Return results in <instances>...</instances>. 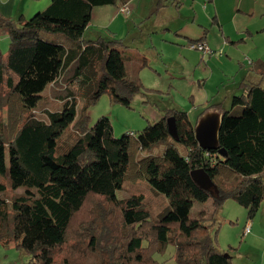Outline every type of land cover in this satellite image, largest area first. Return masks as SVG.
<instances>
[{"label":"trees","instance_id":"1","mask_svg":"<svg viewBox=\"0 0 264 264\" xmlns=\"http://www.w3.org/2000/svg\"><path fill=\"white\" fill-rule=\"evenodd\" d=\"M130 1L50 0L28 19L0 12V29L9 39L5 54L0 50V199L10 189L30 193L10 197V205L0 202V241L24 248L31 255L28 264H159L156 254L169 245L173 264H233L219 246L214 217L227 199L246 208L248 219L264 202V88L242 84L234 99L237 115L218 104L198 113L197 118L209 109L222 112L214 150L199 147L195 124L175 108L141 132L119 138L105 116L90 126L88 108L102 94L129 106L143 88L127 75L121 39H83L94 7L120 8ZM41 34L71 43L50 42ZM256 62L264 75V61ZM47 86L60 109L37 108ZM168 117L176 140L168 133ZM160 143L162 152L153 153ZM195 169L207 173L212 192L193 181ZM138 180L168 200L157 219H151L141 193L116 194L125 182ZM208 199L211 209L190 217L193 203ZM23 208L29 226L48 223L42 234L51 244L38 238L23 247L15 226Z\"/></svg>","mask_w":264,"mask_h":264},{"label":"rangeland","instance_id":"2","mask_svg":"<svg viewBox=\"0 0 264 264\" xmlns=\"http://www.w3.org/2000/svg\"><path fill=\"white\" fill-rule=\"evenodd\" d=\"M158 1L133 0L132 7L129 6L130 14L128 16L116 14L115 6L109 5L106 8L96 6L92 9L90 23L83 34L85 41L95 40L98 37L121 39L127 75L132 81L140 82L143 86L132 97L129 106L112 101L110 96L104 93L96 103L88 108L89 125L93 126L99 117L105 116L110 121L115 138L126 133L141 132L148 124L158 122V116L164 115L173 108L185 110L190 122L195 124L198 113L206 105L222 101L224 86L232 84L234 80L233 76L224 77V66H221L218 61L212 59L208 62V58H204L207 62L206 65L204 60L201 61L197 51L188 48L189 42L187 43L185 38L178 36L175 31L172 32L159 26V20H161L172 29L174 24H177L176 28H180L191 37L201 35L205 31L207 39L219 40L222 38L220 30L209 24L207 20L212 14L209 2L207 0H161V6L157 8ZM15 2L23 13L28 9L31 10L34 6H40L37 11L40 12L47 7V4L49 5L50 0H15ZM31 4L32 7H30ZM111 21H114L113 26L106 27ZM40 36L44 40L58 44L71 43L61 35L41 34ZM8 42V36L0 29V50L4 54L8 48ZM235 42L236 45L243 46L240 38ZM223 54H226L225 57L229 55L225 51H222ZM142 58L146 60L145 66H142ZM203 68H206L207 71L204 72ZM230 69L232 73L233 68ZM261 77L263 80L260 81V86L264 88V75ZM205 83L206 86H204ZM42 95L37 106L39 110L60 109V104L48 97L50 96L48 86ZM235 97L230 96L227 103H224L223 100L221 105L223 109L227 107L232 115L240 113V107H236L234 103L233 98ZM82 104L83 100L81 99L77 104V117ZM38 113L41 114V112ZM176 146L180 152L184 151V147L180 144ZM163 149L164 144L160 143L152 152L159 154ZM24 192L21 189L7 190L5 193L7 196L0 199V202L10 205L12 202L10 197ZM25 193L30 194L28 191ZM137 193L144 196V201L151 213V219H157L169 207L167 198L152 188L145 180H138L134 183L125 182L122 189L116 192L118 197ZM202 209H211L210 199L205 202L195 201L190 210V217L196 216L197 212ZM263 210L264 202L256 213L259 218L262 217L260 215ZM23 211L24 217H19L20 219L18 218L15 222L17 235L23 247H31L33 241L38 238L51 244L42 234V229L48 223L42 220L35 226H29L28 210L23 208ZM246 219H248L246 208L238 205L232 199L225 200L214 217L219 246L224 253L235 256L232 259L233 264H264V228L261 229L259 238L249 236L253 239L250 240L251 244H248L247 238L241 237ZM173 252L174 247L169 245L164 253L156 254L155 258L159 264H173ZM30 259V253H27L24 248H17L13 241L9 243L0 241V264H28Z\"/></svg>","mask_w":264,"mask_h":264},{"label":"crops","instance_id":"3","mask_svg":"<svg viewBox=\"0 0 264 264\" xmlns=\"http://www.w3.org/2000/svg\"><path fill=\"white\" fill-rule=\"evenodd\" d=\"M132 1L133 0L125 4V7L129 9L128 14L120 13L119 9L115 7L116 14L119 13V15L128 16L130 14L129 6L132 7L131 5ZM207 2L209 1L207 0ZM16 4L17 3L15 2V0H0V12L6 16H11L14 18L18 17L19 15H22L25 18H27L30 17L32 13L34 14L35 12H37L38 9L40 8V6H34V8H31V10L28 9L22 13L21 8L18 7ZM32 6L33 5L31 4L30 7ZM106 6L109 5L102 6V8H106ZM209 6L211 8L210 13H212L211 17L214 15L215 19L212 20L210 17L207 20L209 21V24L216 26L220 30L222 38H220L219 40L213 41L212 39H207L204 32L201 35H196L191 37L183 30H180V28H176L178 27L177 24H174L173 26L174 28L172 29L169 28L170 26H168V24H165L161 20H159V26L160 28L169 29L172 32L175 31L178 34V36L185 38L187 40V43L190 42V40H196L203 37V40L206 41V43L215 51H225L226 53H229L227 57H225L226 54L213 55L207 57H202L200 55L201 61L204 60L203 62L206 65L207 62L204 58H208L207 59L208 62H210L212 59L218 61V63L221 66H224V77L228 78L233 76L232 78H234L232 84L224 86V98L222 99V101L216 102V104L222 105L223 100L225 103L226 101H228L230 96L238 97L243 92L242 84H248V83L260 84V81L263 80L262 79L263 77H261L262 75H260L259 73L262 67L260 66V64H257L256 61L258 60L264 61V0H212V2H209ZM135 9H137V7H135ZM98 12L101 13L102 11H98ZM105 13L106 11L104 9V14ZM113 22L114 21L108 23L106 27L113 26L114 24ZM199 24L204 25L201 23ZM239 38L241 39L243 46L239 44L236 45L235 40ZM229 45L232 47H230ZM121 51L124 54V50L122 48ZM230 68H233L232 73H231L232 70ZM203 71L205 72L207 71V69L203 68ZM204 86H206V83L204 84ZM212 101L215 102L214 100ZM209 105L212 104H208L205 107ZM224 110L229 111L227 107H224ZM209 111L217 112L221 117V113H222L221 110L209 109L205 112H209ZM163 116L164 115H160L158 117L159 119H161ZM198 118L196 116L195 120L197 121ZM263 215H264V210L260 215L262 217L259 218V215L256 214L253 218L246 219L245 224L246 223L250 224V231L248 234H246L245 236L242 235L241 237L247 238L248 244H251L252 241L250 240L253 239L252 237L259 238L260 231L262 228H264ZM251 235L252 237H249ZM263 247H264V242H263ZM231 257L233 259L235 256L234 257L231 256Z\"/></svg>","mask_w":264,"mask_h":264},{"label":"water","instance_id":"4","mask_svg":"<svg viewBox=\"0 0 264 264\" xmlns=\"http://www.w3.org/2000/svg\"><path fill=\"white\" fill-rule=\"evenodd\" d=\"M168 133L177 139L176 127L173 117L166 119ZM221 125V117L217 112L209 111L202 114L194 126L195 139L203 150H214L218 147V133ZM220 153L224 152L220 149ZM193 181L201 188L210 192L214 189V183L203 169H195L190 172ZM226 256L227 253H224Z\"/></svg>","mask_w":264,"mask_h":264},{"label":"built area","instance_id":"5","mask_svg":"<svg viewBox=\"0 0 264 264\" xmlns=\"http://www.w3.org/2000/svg\"><path fill=\"white\" fill-rule=\"evenodd\" d=\"M119 12L122 14H128L129 9L124 5L119 8ZM188 48L197 51L202 57L222 55V51H215L204 40L197 42H189ZM129 134L133 135V133H129ZM249 231H250V224L246 223L245 226L243 227L242 235L245 236L246 234L249 233Z\"/></svg>","mask_w":264,"mask_h":264}]
</instances>
